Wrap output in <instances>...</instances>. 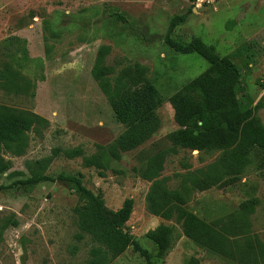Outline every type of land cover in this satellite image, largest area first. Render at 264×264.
Segmentation results:
<instances>
[{
  "label": "rangeland",
  "instance_id": "374dc122",
  "mask_svg": "<svg viewBox=\"0 0 264 264\" xmlns=\"http://www.w3.org/2000/svg\"><path fill=\"white\" fill-rule=\"evenodd\" d=\"M184 13L186 20L172 30V37L188 42L197 36L219 56H229L240 71L236 92L243 105L253 107L264 98V0H0V105L42 118L26 134L23 154L2 151L10 169L0 174V264H87L88 241L75 238V191L60 181L14 184L29 176L28 162L55 150L59 153L46 173L80 174L88 189L101 192L109 211L132 199L123 231L149 258L130 246L114 264H186L189 257L200 264H238L198 246L174 220L147 209L153 180L141 172L152 156L171 147L167 135L181 128L169 97L208 67L199 55L177 53L165 43L170 19ZM103 45L110 48L103 64L114 71L102 83L92 70ZM135 65L144 68L143 77L162 97L156 108L159 127L142 145L114 160L99 146L111 143L125 126L115 118L102 85L113 88L119 73ZM257 114L264 121L262 108ZM68 149L80 154L66 158L63 150ZM95 153L105 159L104 177L83 166V157ZM257 159L254 149L248 151L230 184L199 190L191 180L202 177L200 171L214 164L225 171L233 159L222 150L178 148L166 155L156 179L165 178L168 188L182 193L185 208L206 222L228 225V237L240 247L250 242L256 262L264 264V168H258ZM161 224L176 234L163 256L146 236Z\"/></svg>",
  "mask_w": 264,
  "mask_h": 264
},
{
  "label": "trees",
  "instance_id": "16d2710c",
  "mask_svg": "<svg viewBox=\"0 0 264 264\" xmlns=\"http://www.w3.org/2000/svg\"><path fill=\"white\" fill-rule=\"evenodd\" d=\"M114 15L125 21L122 14ZM186 17L184 13L170 19L164 36L165 43L177 53L199 55L207 61L208 67L169 97L174 120L181 128L167 135L171 147L152 156L141 172L142 178L153 180L146 195L147 209L164 220H174L181 234L200 247L230 260H237L238 264H259L250 242L240 247L228 237V225H224L221 220L206 222L185 208L184 196L178 190L168 188L165 178L156 179L163 169L166 155L175 153L178 148L198 152L222 150L232 157L233 161L225 165V171H220L215 164L209 171H200L202 177L191 180L199 190H206L218 183L230 184L236 174L234 171H242L243 159L252 149L258 157V168H264V121L257 114L260 108L264 110V98L253 107L243 105L236 92L240 71L229 56H219L212 46L206 45L197 36L188 42L172 37V30L183 23ZM109 49L106 45L100 47L92 70L93 77L102 83L114 71L112 66L103 64ZM143 72L144 68L139 65L127 67L119 73L113 88L107 84L102 85L115 118L125 126L124 131L111 143L105 147L99 146L114 160H120L122 153L142 145L159 127L156 108L161 105L162 97L154 85L143 77ZM41 122L42 118L37 114L0 105V174L10 169L2 151L14 155L23 154L26 134ZM63 151L66 158L80 154L75 149ZM58 153L55 150L50 156L28 162L29 176L15 180L14 184L34 186L60 181L75 191L77 204L73 214L78 229L75 238L88 241L87 264H114V260L130 246L143 257L149 258L148 251L123 231L132 211V199H125L118 210L109 211L104 205L101 192L94 193L88 189L80 174L46 173ZM104 160L99 153H95L84 156L82 163L84 167H93L100 177H104L107 170ZM112 172L121 173L116 169H112ZM236 229L233 224L234 234L237 233ZM146 236L156 245L160 256L169 251L176 239L172 227L164 224L149 231ZM186 264L200 262L195 257H189Z\"/></svg>",
  "mask_w": 264,
  "mask_h": 264
}]
</instances>
